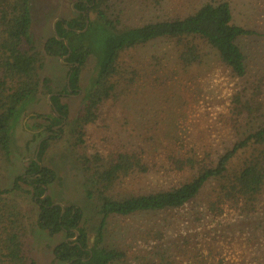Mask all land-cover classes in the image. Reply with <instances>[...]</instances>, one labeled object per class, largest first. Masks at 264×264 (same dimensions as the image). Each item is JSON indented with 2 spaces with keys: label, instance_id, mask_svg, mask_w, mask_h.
<instances>
[{
  "label": "trees",
  "instance_id": "obj_1",
  "mask_svg": "<svg viewBox=\"0 0 264 264\" xmlns=\"http://www.w3.org/2000/svg\"><path fill=\"white\" fill-rule=\"evenodd\" d=\"M72 1L75 3L71 16L55 23L59 38L53 31L43 42L44 54L72 64L68 83L59 92H53L49 78L41 77L44 59L33 40L32 1L0 0V154L3 157H10L12 132L40 91L51 94V113L38 116L45 117L48 124L43 129L49 132L35 147L38 162L32 158L24 172L13 179L10 188H0V264H36L26 245V216L10 199L14 192L25 193L36 204L38 214L34 225L38 230L51 238L64 235L63 241L52 247L53 264L119 261L126 257V252L108 248L104 241L111 217L178 209L202 196L205 197L203 213L217 227L250 225L252 218L264 211V102L257 95L258 86L249 88V92L246 89L233 92L227 112L218 115L224 128L238 135L228 146L217 150L211 145H193L180 156L168 157L170 169L184 171L188 176L166 189L121 198L112 195L110 191L122 178L148 171L143 159L145 150L119 149L108 155L96 148L87 149L86 143L90 126L101 119L102 106L118 90L136 81V71L132 68L130 75H126L129 72L123 63V56L131 50L157 41L167 44L166 51L152 56L154 65L167 72L164 84L181 72L201 66L206 56L204 48L234 78L243 80L247 76V57L239 40L258 33L234 21L227 1L207 2L190 14L134 27L120 26L109 0ZM91 11L96 12L92 19L89 18ZM91 52L98 54L99 68L92 87L83 95V107L71 118L70 130L74 160L84 175V195L95 202L99 215L92 238L80 207L63 206L53 200L50 188L60 177L44 161L50 142L63 132V127L59 130L53 127L71 117L70 108L60 98L69 89L78 92L80 70ZM172 139L178 145L182 141L175 135ZM156 235L160 239L162 233ZM157 256L159 259L151 264H182L163 252ZM196 264L206 263L201 260ZM251 264H264V254H255Z\"/></svg>",
  "mask_w": 264,
  "mask_h": 264
},
{
  "label": "rangeland",
  "instance_id": "obj_2",
  "mask_svg": "<svg viewBox=\"0 0 264 264\" xmlns=\"http://www.w3.org/2000/svg\"><path fill=\"white\" fill-rule=\"evenodd\" d=\"M31 1L33 40L44 59L41 77L49 78L53 92H59L67 83L72 64L44 54L43 42L53 33L56 19L71 16L75 2ZM221 1L230 3L237 24L258 33L239 40L247 57V76L243 80L234 78L213 53L204 48L206 56L201 66L181 72L164 84L167 72L154 65L152 56L166 51V43L152 42L124 55V68L129 72L126 75H130L133 68L137 73L136 81L118 90L102 106L101 119L90 126L86 145L87 149L96 148L108 155L119 149L143 148V159L149 169L146 173L134 172L122 178L110 191L112 195L121 198L176 185L188 175L170 169L169 156H180L193 145L222 149L237 138L238 135L224 128L218 115L227 112L229 98L237 90L249 92V88L258 86L257 95L264 102V0H109L120 26L133 27L170 16H184L204 3ZM95 16V11L89 13L90 19ZM98 63V54L89 53L80 70L78 92L69 89L61 96L60 101L68 105L71 117L53 127V130L63 127V132L50 142L44 156L45 163L60 177L50 188L53 200L63 206L80 207L91 238L98 227L99 215L95 202L84 195V175L74 160L70 128L71 118L83 107V95L96 78ZM49 96L51 94L40 91L12 132L10 157L0 154V188L11 187L13 179L22 174L35 157L40 139L49 135L43 129L48 124L45 117H38L51 113ZM172 135L182 138L180 145L173 141ZM22 187L27 189L23 183ZM204 198L178 209L111 217L104 234L105 246L126 252V257L110 264H151L159 259L158 252L182 264H196L201 260L206 264L220 261L221 264H251L255 254H264V211L254 216L250 225L225 229L217 227L203 213ZM10 199L26 216L25 240L30 257L36 264H53L52 247L63 241L64 235L51 238L35 227L38 208L25 193H11ZM158 232L162 233L160 239L156 237Z\"/></svg>",
  "mask_w": 264,
  "mask_h": 264
},
{
  "label": "water",
  "instance_id": "obj_3",
  "mask_svg": "<svg viewBox=\"0 0 264 264\" xmlns=\"http://www.w3.org/2000/svg\"><path fill=\"white\" fill-rule=\"evenodd\" d=\"M73 6H74V4H73ZM59 19H56L55 21H54V23H53V29H54V32H55V34H56V37L57 38H59L58 37V35H57V33H56V30H55V23H56V21H58ZM87 23H88V21H87ZM64 42H65V44L67 45V40H64ZM70 51V50H69ZM63 60V59H62ZM68 81H69V77L67 78V83H68ZM50 97V96H49ZM37 152H38V149H37ZM37 152H36V154H35V160L37 161ZM38 162V161H37ZM47 194V192L45 193V195ZM77 234V233H76Z\"/></svg>",
  "mask_w": 264,
  "mask_h": 264
}]
</instances>
